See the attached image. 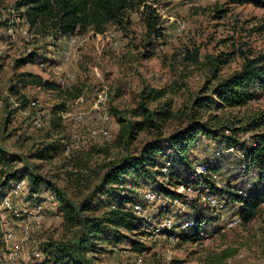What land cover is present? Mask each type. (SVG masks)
Returning a JSON list of instances; mask_svg holds the SVG:
<instances>
[{
    "label": "rangeland",
    "instance_id": "rangeland-1",
    "mask_svg": "<svg viewBox=\"0 0 264 264\" xmlns=\"http://www.w3.org/2000/svg\"><path fill=\"white\" fill-rule=\"evenodd\" d=\"M19 1L0 0V150L16 161L14 168L0 163V193L3 196L11 192L12 182L20 179L17 177L6 183L5 178L16 171H19V177L29 178L24 175L30 166L29 170L40 175L56 193L64 192L73 201L85 198L93 189L92 185L99 181L93 173L90 189L85 186L86 182L77 184L80 168H85V163L89 164L90 171L102 175L110 161L135 155L159 134L166 138L187 123L191 102L197 95L207 93H200L206 84L210 86L241 68L245 57L264 53L262 7L229 4L226 0H147L149 11L156 9L158 33L149 28L146 6L142 5L128 10L122 23L108 24L102 34L91 29L83 33L81 36L85 41L75 47L71 60L65 62V37L30 28L21 16L25 8L19 7ZM183 22L185 26L180 28ZM114 41H118L117 46ZM196 49L199 60L193 63L186 58L187 52ZM35 52L39 57L45 56L44 65L41 60L21 62ZM216 58L220 60L215 68ZM23 72L40 73L78 93V97L69 101V111L61 126L53 127L47 115L64 96L36 86L25 87L19 80ZM73 74L76 76L72 77ZM145 88H167L166 96L151 102L150 107L154 109L168 102L175 116L164 123L161 130L146 129L129 141L124 137L119 144L122 125L140 119L132 111L139 106ZM21 95H25L30 103L37 101L39 106L33 107L28 102L25 108L21 107ZM81 112L85 113V120L76 126L74 117ZM216 113L232 126L242 128L239 137L248 140L253 135L248 131L249 122L264 113V94L245 106ZM103 114L107 115L106 123L113 138L106 140L97 136L89 138L83 149L73 148L74 135H88ZM37 116L43 122L41 128L32 123ZM227 133L232 134V131L227 130ZM50 143L61 146L54 158L41 160L34 157ZM216 148L223 149L224 146L203 137L194 156L199 159L208 154L214 156ZM239 155L234 151L215 158V163L221 166L218 173L221 184L239 185L243 181L244 177L237 179L235 168ZM153 187L155 183L150 181L129 189L140 198L141 193ZM207 193L221 196L222 208L209 209L202 199ZM191 195L193 199H199L196 212L203 210L210 218L208 233L202 240L192 242L181 235L184 217L178 219L180 226L172 234L150 233L145 226L134 233L108 228L101 239H95L96 247L87 253L91 264H264L263 210L247 225L226 227L228 219L236 215L238 206L228 202L225 194L203 191L201 196ZM13 199L14 206L24 213L31 208L35 198L26 192ZM42 200L46 206L44 222L37 227L35 221L30 220L34 232L28 248L22 246L19 218L0 205V232L10 228L15 234L10 244L17 250V256L11 264H40L34 253L43 243L71 236L58 215V204ZM144 205L154 216L155 223L165 217L162 201ZM180 208L188 211L184 205L172 207L173 210ZM102 210L101 207L97 213ZM173 234L179 238L170 239ZM130 239L139 241L144 250H135ZM7 253L6 243L0 242V261ZM138 255H142V263L137 262Z\"/></svg>",
    "mask_w": 264,
    "mask_h": 264
},
{
    "label": "trees",
    "instance_id": "trees-1",
    "mask_svg": "<svg viewBox=\"0 0 264 264\" xmlns=\"http://www.w3.org/2000/svg\"><path fill=\"white\" fill-rule=\"evenodd\" d=\"M229 4L246 5L253 4L264 8V0H226ZM146 6L148 16V26L154 32L158 33V15L156 9L149 11L150 5L147 0H20L19 7H24L25 12L22 18L32 29L37 31H46L54 35L67 37L74 34H83L92 30L96 34H102L107 30L110 23H122L128 10ZM144 12V11H143ZM159 35V34H157ZM190 62L197 63L199 60V51H188ZM149 56V55H148ZM41 60L45 62V56H40L35 52L23 58L21 62H32ZM216 58L214 67L217 66ZM216 69H214V72ZM20 82L26 86H36L53 92L60 93L62 101L56 104L49 112V120L53 127L61 126L64 115L69 111V101L78 97L71 88L64 87L60 82L46 79L40 73L23 72L19 75ZM206 84L205 88L191 102V111L187 123L177 131L162 138L159 134L155 139L147 141L141 150L135 155H124L110 161L104 168V173L90 171L89 164L85 163V168H80V177L77 184L86 182V187L90 189L93 173L98 178V183L92 185L88 196L79 201H73L66 193L55 192L54 187L47 185V182L29 169H26V175H29L28 186L23 193H29L30 196L49 191L54 195V200L59 206L58 215L62 218L63 227L70 233V237L64 239H51L41 245L39 249L47 264H91L88 258L89 251L95 246V239H101L104 232L111 228L116 232L128 231L138 232L144 227L142 218L136 215L134 205L137 202L147 203L131 186L139 185L141 182L155 183L154 190L159 191L170 200H183L188 208L178 214L172 230L164 231L165 233H175L176 228L180 226L178 219L184 217V221H193V226L187 233L181 228V235L189 241L198 242L204 238L201 231L208 230L210 222L209 216L204 211H197L198 200H188L183 193L177 191L180 185L189 184V177L194 170L196 162L207 160L211 154L204 158L194 156L196 146L201 142L203 137L212 139L223 149L216 148L213 152L215 158L230 154L225 150L229 147H235L236 152L240 155L235 161L237 168L238 180L243 178L241 184L231 185L224 183L221 188L218 186L217 179L214 175L221 172V166L217 165L216 159L208 166V174L205 181L198 187L193 183L200 192H222L228 202L238 206L236 215L241 218L240 224L247 225L256 219L260 212L264 211V113L260 117L254 118L249 122L248 131L252 132L248 140H242L239 133L242 128L234 127L221 118L218 111L241 107L249 102L259 98L264 94V53L254 57H245L241 68L235 70L229 76L218 80L216 83ZM20 94V91H17ZM208 92L210 94H208ZM168 93L167 88H145L141 93V101L132 113L139 117L135 121H126L120 129L118 142L121 144L123 138L127 141L136 137V135L146 129L161 130L164 123L171 120L175 115L170 103L163 106L151 108V102H157L164 98ZM22 96L21 107L29 105L25 95ZM29 102V103H28ZM32 103V102H31ZM30 103V104H31ZM214 112V113H213ZM208 114V116H206ZM43 127V126H42ZM231 130L232 134H228ZM61 146L50 143L34 154V157L41 160L54 158L60 152ZM170 149V152L168 150ZM217 151H223L216 156ZM244 155V157L241 156ZM13 156L8 155L5 151L0 150V163L9 165L14 168ZM167 162L172 164V172L167 181H162L161 168ZM247 164L245 172H241L242 163ZM189 171L188 175L186 173ZM2 169V173H3ZM19 171H16L5 178L6 183L19 177ZM94 177V176H93ZM17 180V179H16ZM94 181V180H93ZM244 191V194L240 191ZM22 193V194H23ZM3 196V195H2ZM2 196L0 195V202ZM201 196V195H199ZM14 197H11L14 205ZM35 200V199H34ZM15 207V206H14ZM102 207L99 214L97 210ZM173 203L162 206L163 213L173 210ZM209 209H212L208 206ZM142 233V232H140ZM133 248L142 252L141 243L130 239Z\"/></svg>",
    "mask_w": 264,
    "mask_h": 264
},
{
    "label": "built area",
    "instance_id": "built-area-1",
    "mask_svg": "<svg viewBox=\"0 0 264 264\" xmlns=\"http://www.w3.org/2000/svg\"><path fill=\"white\" fill-rule=\"evenodd\" d=\"M185 24L180 23V28H184ZM82 34H74L65 37V49H64V61L69 62L72 58L73 51L75 47L84 42L85 38L81 36ZM114 45H118V41H114ZM45 62H42L41 65H44ZM72 77H75L76 75L73 74L71 75ZM62 83H64V80H62ZM33 107H37L38 102L33 101L32 103ZM50 117V114L48 113L47 115ZM85 120V113L81 112L78 113L74 117V125L78 126L81 125ZM107 115L103 114L100 116V118L94 123V125L90 128L88 135L83 136L81 134H75L74 135V143L72 145L73 148L79 150L83 149V147L86 146V144L89 141V138L101 136L104 137L106 140H111L113 138V135L110 131V129L107 126ZM32 123L34 126L37 128H41L43 126V122L40 119V117H34L32 119ZM226 152H234L236 151L235 147H229L225 150ZM170 152V149L168 150ZM223 151H217L216 156L220 155ZM242 157H244L243 154H241ZM215 156H210L207 160L199 161L196 162L194 165V170L192 174L189 177V184H183L180 185L177 189L178 192L183 193L185 195V198L188 200H193L191 193H195L200 195V189L196 188L193 183H197L198 187L205 181V176L208 174V166L210 163L214 161ZM172 164L167 162L165 165L162 166L161 171H162V176L161 180L162 181H167L171 172H172ZM247 169V164L245 162L242 163L240 171L245 172ZM2 178V174L0 172V180ZM214 178L217 179L218 186L223 188L225 184H221L218 180V175H214ZM28 186V180L26 177L17 179L12 182L11 185V192L5 194L1 198V203L0 205L7 211H10L13 215L19 218L20 220V225H21V231H22V246L27 247L29 246V239L34 232L30 220L35 221L36 226L40 227L41 224L44 222L45 218V212H46V206L44 205L43 198L46 201H53L54 200V195L50 193L49 191L42 192L38 195L34 194V202L31 206V208H28L24 211V213L20 212L16 207H14L12 203L11 197L13 195H20L22 194ZM240 193L244 194V191H240ZM202 195V194H201ZM224 195V194H223ZM142 198L145 202L148 204H154L157 203L158 201H162L164 206L170 205L173 203V205L177 206H186V203L183 200L175 199L174 201L170 200L168 197H165L163 193L156 191L154 189H146L142 193ZM203 201L205 202L206 205L210 206L212 209H218L222 208L223 203L221 196L207 193L206 195L202 196ZM134 211L137 216L142 218L144 222V226L147 232L150 233H163L164 231H169L172 230L175 224V219L178 214H181L184 212V209H178V210H171L165 213V217H163L159 222L155 223L154 222V216L148 213L145 205L141 202H137L134 205ZM241 218L239 215H235L228 219L226 222V227H235L238 224H240ZM193 221L191 220H186L182 224V228L184 229V232L187 233L189 229L193 226ZM165 233V232H164ZM201 235H207L205 231H201ZM15 238L14 232L8 228L3 232H0V242H5L6 247H7V255L1 259L0 264H11L17 256V250L13 247L10 242ZM179 238L178 235L173 234L170 236V239L172 240H177ZM37 261L40 264H47L44 262V257L43 254L40 250H36L34 253ZM138 263L143 262V257L142 255H138L136 258Z\"/></svg>",
    "mask_w": 264,
    "mask_h": 264
},
{
    "label": "crops",
    "instance_id": "crops-1",
    "mask_svg": "<svg viewBox=\"0 0 264 264\" xmlns=\"http://www.w3.org/2000/svg\"><path fill=\"white\" fill-rule=\"evenodd\" d=\"M1 194V193H0ZM7 194V193H6ZM1 195H3V194H1ZM5 195V194H4ZM33 203V202H32Z\"/></svg>",
    "mask_w": 264,
    "mask_h": 264
}]
</instances>
